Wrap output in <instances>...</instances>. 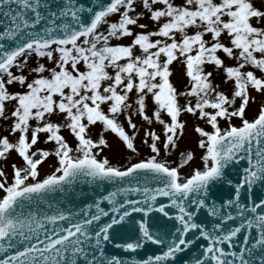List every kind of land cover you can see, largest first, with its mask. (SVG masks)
<instances>
[{"label": "snow or ice", "instance_id": "snow-or-ice-1", "mask_svg": "<svg viewBox=\"0 0 264 264\" xmlns=\"http://www.w3.org/2000/svg\"><path fill=\"white\" fill-rule=\"evenodd\" d=\"M0 192V264H264V0H0Z\"/></svg>", "mask_w": 264, "mask_h": 264}, {"label": "rangeland", "instance_id": "rangeland-1", "mask_svg": "<svg viewBox=\"0 0 264 264\" xmlns=\"http://www.w3.org/2000/svg\"><path fill=\"white\" fill-rule=\"evenodd\" d=\"M112 19H115L113 17ZM149 27H152L151 22H149ZM130 39V38H129ZM114 43L116 41H113ZM122 42H128L127 39ZM183 70L179 67H176V74L173 76V80L176 82L178 87H181L183 82L185 81V78L183 77ZM219 78H217L218 80ZM259 99V97L257 98ZM257 111V105L254 103L247 109V114L249 118H251L253 115H255ZM123 119V118H122ZM134 119L137 120L138 125L140 121V117H135ZM234 123H239V120H234ZM222 126H226L224 121H221ZM147 127V124H144L139 128L136 144L138 147V151L134 154L131 152V150L126 149V146L123 145V143L115 136V134H112L111 132L104 133L106 139L108 140V146L104 147L103 150L98 154V158L100 157H107L109 158L110 162L117 166H125L130 161H135L140 158H145L148 154H150L149 147L142 143L141 137L143 136L144 128ZM153 127L157 130L159 133L161 131V128L158 124L153 125ZM101 125L97 124L94 128L90 129V133L93 136V138H96V134L100 131ZM64 135L69 139L70 142L75 143L74 138L70 135L68 131L65 130ZM198 137V134H196L193 131L192 128V119L188 118V125L186 129L185 135L181 138V140L178 142V148L175 149L170 154H165L161 152L162 158H166L169 163H172L173 165L180 162V153L185 152L186 150H193L195 151V158L191 162L190 167H198L201 166V161L199 159L200 155L202 154V150L198 149L196 144V139ZM163 139V137H161ZM44 147H48V145H43ZM16 161L19 162L20 158L17 156V154L13 153L12 156L8 159V164L10 165L11 162ZM121 161H124L122 164H120ZM56 157L51 156L47 159V162L43 163L40 166L41 176L46 175L51 170H54V167L56 166ZM6 171L8 172L9 179L11 178V168L10 166L6 168ZM182 172H188L189 167L186 166L181 169ZM0 195H2V192H0Z\"/></svg>", "mask_w": 264, "mask_h": 264}, {"label": "bare ground", "instance_id": "bare-ground-1", "mask_svg": "<svg viewBox=\"0 0 264 264\" xmlns=\"http://www.w3.org/2000/svg\"><path fill=\"white\" fill-rule=\"evenodd\" d=\"M124 161H121L120 164H122Z\"/></svg>", "mask_w": 264, "mask_h": 264}]
</instances>
